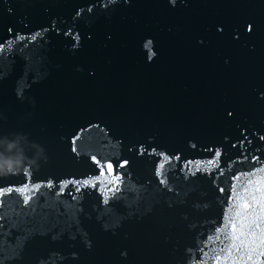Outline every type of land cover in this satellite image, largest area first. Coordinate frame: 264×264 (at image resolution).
<instances>
[{
  "label": "water",
  "instance_id": "obj_1",
  "mask_svg": "<svg viewBox=\"0 0 264 264\" xmlns=\"http://www.w3.org/2000/svg\"><path fill=\"white\" fill-rule=\"evenodd\" d=\"M0 46V152L43 149L0 175L41 185L0 197V264H233L264 215V0H0Z\"/></svg>",
  "mask_w": 264,
  "mask_h": 264
},
{
  "label": "snow or ice",
  "instance_id": "obj_2",
  "mask_svg": "<svg viewBox=\"0 0 264 264\" xmlns=\"http://www.w3.org/2000/svg\"><path fill=\"white\" fill-rule=\"evenodd\" d=\"M36 37H33L35 39ZM8 47H11V42H9ZM0 51H3V46H0ZM109 167H111L109 165ZM163 167V165H161ZM257 172H264V169H258ZM253 175V174H250ZM261 179H264L262 177ZM86 185L91 183V181H85ZM249 185L260 184V181H253L251 179L247 182ZM52 184L49 182L48 187H51ZM41 185L35 184L29 186L25 184L19 188H0V197H3L5 194H10L13 191L20 193L23 196V203L27 204L32 199V194L37 191ZM245 191H248L245 189ZM257 189H253L250 194L254 204L259 205V213H264V185H261L260 196L257 197L254 193ZM2 204V201H0ZM245 207H252V205H244ZM240 215V213H237ZM244 220H247V223H244ZM264 223V215L256 213V210L253 209L252 218L245 216L241 222V228L236 229V225L232 224L233 234L226 239L230 240V243L222 251L226 252V258L230 257L233 260V264H257V261L254 257H264V227L261 224ZM223 231V230H221ZM219 264V257L217 258ZM259 264H264V260L259 261Z\"/></svg>",
  "mask_w": 264,
  "mask_h": 264
},
{
  "label": "clouds",
  "instance_id": "obj_3",
  "mask_svg": "<svg viewBox=\"0 0 264 264\" xmlns=\"http://www.w3.org/2000/svg\"><path fill=\"white\" fill-rule=\"evenodd\" d=\"M38 150L29 157L27 153L18 148L17 141L8 143V151L0 152V175H8L20 171L23 167L38 166L39 160L43 158V149L37 146Z\"/></svg>",
  "mask_w": 264,
  "mask_h": 264
}]
</instances>
